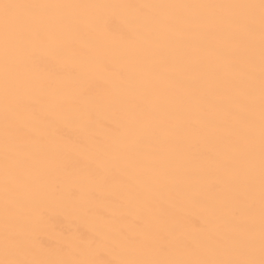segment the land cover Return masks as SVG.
Instances as JSON below:
<instances>
[{
  "label": "snow or ice",
  "instance_id": "1",
  "mask_svg": "<svg viewBox=\"0 0 264 264\" xmlns=\"http://www.w3.org/2000/svg\"><path fill=\"white\" fill-rule=\"evenodd\" d=\"M184 10H192V14L181 15ZM191 28L224 30L236 42L212 54L236 57L233 66L242 75L236 93L222 99L231 119L219 125L228 129L224 142L240 141L236 151L243 154L242 159L220 162L224 169L244 170V190L234 204L238 211L212 215V201L201 200L215 225L204 229V241L185 239L171 230L150 231L143 215L138 216L137 229L130 231L123 212L110 214L83 205L82 186L76 181L68 201L56 206L78 216L82 229L65 240L58 258H28L29 245L20 230L26 214L42 211L37 205L44 198L65 191L61 182L42 186L35 181L34 174L43 167L38 151L51 155L65 175L80 169L89 181L106 180L134 191L132 177L143 173L147 164L141 154L148 149L164 153L173 148L175 137L159 129L191 124L200 131L199 122L187 121L183 111H173L162 120L164 106L142 99L121 115L126 101L146 86L150 65L141 55L142 43L168 34L183 37ZM69 57L76 88H67L53 78L68 66ZM130 65H135V73ZM93 84L101 85L102 91L91 94ZM186 86L195 90L194 82ZM95 100L115 109L116 146L105 145L87 133L92 121L88 102ZM0 112V264H264V0L238 4L0 0ZM62 121L75 123L83 131L67 148L51 143L53 135L63 134ZM146 129L151 130V138ZM93 145L98 149L95 152ZM206 155L212 158L214 153ZM116 161H123L124 168L116 169ZM94 197L90 192L87 199ZM137 198L145 201L146 211L167 214L156 196L137 193ZM77 204L80 206H69ZM112 206L120 209L126 205L113 195Z\"/></svg>",
  "mask_w": 264,
  "mask_h": 264
},
{
  "label": "bare ground",
  "instance_id": "2",
  "mask_svg": "<svg viewBox=\"0 0 264 264\" xmlns=\"http://www.w3.org/2000/svg\"><path fill=\"white\" fill-rule=\"evenodd\" d=\"M18 2L34 3H162V4H238L259 3V0H18ZM231 11V10H229ZM192 10H184L181 15L189 16ZM226 44L235 46L224 30L210 32L191 28L183 37L168 34L159 39H149L142 43L141 55L150 65L145 74L146 86L135 98L125 103L121 115H126L127 106L142 99L147 103H159L166 109L159 118L167 120L176 110L184 112L185 119L198 121L200 131L191 124L180 127L159 129L175 137L173 148L169 152L160 153L152 149L141 155L147 162L143 173L133 175L136 187L134 191L113 184L106 180L89 181L80 169H73L71 175H65L51 155L37 152L43 161L41 170L34 174L35 181L40 185L61 182L64 193L44 198L38 205L42 211L26 214L24 223L20 226L24 239L29 245L28 258L56 259L59 250L67 238L72 237L82 225L78 216L64 211L56 205L68 201V197L76 181H80L84 199L83 205L104 209L110 214L123 212L127 216L125 227L134 231L138 227V216L143 215L144 225L148 230H171L174 234L194 241L206 240L204 229H214L209 211L200 201L210 199L215 212L231 215L238 210L234 207L235 198L244 190V170L240 167L224 169L223 160H238L243 158L236 151L240 141L232 144L224 142L226 127H220L223 122H229L230 114L225 111L222 99L236 93V85L242 79L241 72L233 66L236 57L213 55ZM259 41L257 34V57ZM122 60L124 58L116 57ZM242 60V57H240ZM68 66L56 72L53 78L60 79L67 88H76L71 81V58H67ZM259 65L257 62V69ZM133 73L135 65H130ZM194 82L195 90L186 85ZM84 87H89L84 85ZM102 91V86L93 84L90 93ZM92 109V121L87 133L98 137L105 145L116 146L118 137L115 134L116 125L113 122L115 109L98 100L89 101ZM60 127L63 134L53 135L51 143L67 148L71 141L82 137L81 128L72 122L62 121ZM151 138V130H145ZM257 136V153H258ZM93 152L97 151L95 145ZM214 153L212 158L207 153ZM0 154H2V112H0ZM116 169H123L124 162L116 161ZM166 173V174H161ZM2 175V169H0ZM111 175V172L109 173ZM155 177L156 179H151ZM228 177H235L229 179ZM258 155H257V191H258ZM219 185V188L214 186ZM95 193L92 200L88 194ZM137 193L145 197L156 196L162 203L167 214L161 216L156 212L146 211L144 200L137 198ZM116 195L125 202L124 208L112 206V196ZM79 207L80 205H69ZM3 230L2 207H0V232ZM2 254V243H0Z\"/></svg>",
  "mask_w": 264,
  "mask_h": 264
}]
</instances>
